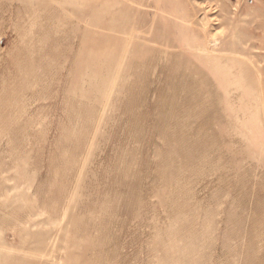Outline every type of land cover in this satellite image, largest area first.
<instances>
[{
    "label": "rangeland",
    "instance_id": "rangeland-1",
    "mask_svg": "<svg viewBox=\"0 0 264 264\" xmlns=\"http://www.w3.org/2000/svg\"><path fill=\"white\" fill-rule=\"evenodd\" d=\"M0 264H264V0H0Z\"/></svg>",
    "mask_w": 264,
    "mask_h": 264
}]
</instances>
